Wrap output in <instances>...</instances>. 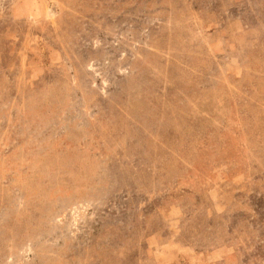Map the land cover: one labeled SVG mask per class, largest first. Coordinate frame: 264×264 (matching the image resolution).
<instances>
[{"label":"rangeland","instance_id":"1","mask_svg":"<svg viewBox=\"0 0 264 264\" xmlns=\"http://www.w3.org/2000/svg\"><path fill=\"white\" fill-rule=\"evenodd\" d=\"M0 264H264V0H0Z\"/></svg>","mask_w":264,"mask_h":264}]
</instances>
